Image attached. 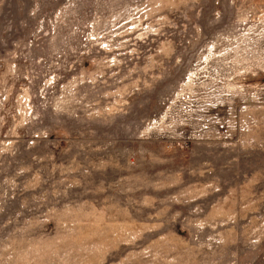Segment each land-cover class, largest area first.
<instances>
[{
  "label": "rangeland",
  "instance_id": "obj_1",
  "mask_svg": "<svg viewBox=\"0 0 264 264\" xmlns=\"http://www.w3.org/2000/svg\"><path fill=\"white\" fill-rule=\"evenodd\" d=\"M0 264H264V0H0Z\"/></svg>",
  "mask_w": 264,
  "mask_h": 264
}]
</instances>
